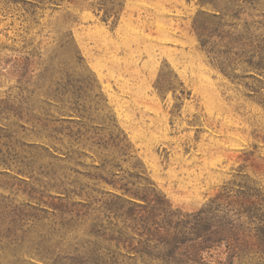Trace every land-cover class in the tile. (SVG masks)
Segmentation results:
<instances>
[{
    "label": "rangeland",
    "instance_id": "374dc122",
    "mask_svg": "<svg viewBox=\"0 0 264 264\" xmlns=\"http://www.w3.org/2000/svg\"><path fill=\"white\" fill-rule=\"evenodd\" d=\"M0 264H264V0H0Z\"/></svg>",
    "mask_w": 264,
    "mask_h": 264
},
{
    "label": "trees",
    "instance_id": "16d2710c",
    "mask_svg": "<svg viewBox=\"0 0 264 264\" xmlns=\"http://www.w3.org/2000/svg\"><path fill=\"white\" fill-rule=\"evenodd\" d=\"M164 204V202L162 201V205ZM153 207V206H152ZM150 208V213L154 214V209L153 208ZM203 226V225H202ZM208 245H201L199 248H197V250L195 251V255H198L199 251L204 249V248H207Z\"/></svg>",
    "mask_w": 264,
    "mask_h": 264
}]
</instances>
